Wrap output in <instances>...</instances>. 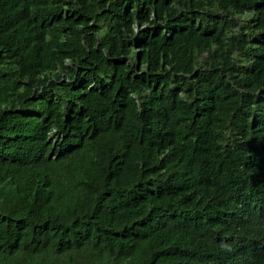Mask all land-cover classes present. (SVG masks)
I'll list each match as a JSON object with an SVG mask.
<instances>
[{"label": "trees", "instance_id": "16d2710c", "mask_svg": "<svg viewBox=\"0 0 264 264\" xmlns=\"http://www.w3.org/2000/svg\"><path fill=\"white\" fill-rule=\"evenodd\" d=\"M0 264H264V0H0Z\"/></svg>", "mask_w": 264, "mask_h": 264}]
</instances>
